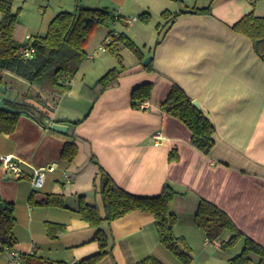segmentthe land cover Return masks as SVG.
Returning a JSON list of instances; mask_svg holds the SVG:
<instances>
[{"label":"crops","instance_id":"crops-1","mask_svg":"<svg viewBox=\"0 0 264 264\" xmlns=\"http://www.w3.org/2000/svg\"><path fill=\"white\" fill-rule=\"evenodd\" d=\"M124 1L116 0L122 17ZM205 1L212 3L211 14L181 13L167 29L154 50L153 71L136 63L97 99L75 76L72 88L61 96L41 92L46 102L40 107H50L48 126L23 113L15 131L0 133V198L15 205L18 243L9 249L22 255L21 264L34 263L31 256L72 264L99 250L98 228L82 219L79 207L83 199L102 208L95 187L100 167L133 194L156 196L166 183L177 191L170 208L177 218L175 234L191 248L189 264H231L242 248L225 250L222 242L230 232L211 241L196 225L201 198L224 210L243 233L264 247V60L251 39L232 29L253 9L256 16H264V0ZM194 6L198 2L174 12ZM147 81L155 83L151 98L145 100L148 106L134 107L133 89ZM174 83L211 115L216 132L209 154L191 143L192 132L185 123L161 108ZM6 86L17 100L32 89L21 78ZM78 120L69 133L71 122ZM54 122L67 125L68 131L53 129ZM158 131L161 140L154 137ZM69 141L78 146L72 161L63 158ZM174 148L178 161L169 160ZM2 156H11L22 175L7 172ZM51 164L55 170L47 172L42 187L35 188L33 175ZM49 195L61 197L62 205L38 204ZM48 222L66 229L51 238ZM102 227L112 252L99 264H131L152 255L163 264H184L163 245L150 213L132 211ZM0 264H11L6 249ZM250 264H259V257L252 255Z\"/></svg>","mask_w":264,"mask_h":264},{"label":"trees","instance_id":"trees-1","mask_svg":"<svg viewBox=\"0 0 264 264\" xmlns=\"http://www.w3.org/2000/svg\"><path fill=\"white\" fill-rule=\"evenodd\" d=\"M15 0H0V86L8 84L3 72L11 74L14 79L21 78L30 86L24 96V103L7 102L8 105L17 109L16 111L0 110V133H12L17 128L21 110L36 118L42 125H49L48 105L42 109L40 105L46 102L41 92L48 95L61 96L72 88L71 81L76 76L81 64L87 59L86 46L89 39L98 26L105 25L113 17L108 8H93L77 5L74 11H61L50 22L47 33L41 36H33L32 45L36 51L32 58H24L20 55L21 48L28 44L21 43L15 37L19 24V12L14 10ZM255 1L253 2V5ZM184 12L195 14H211L212 3L206 6H194L189 10L172 12L165 10L163 16L168 18L169 27L176 18ZM149 13H145L142 19L147 22ZM232 29L247 36L253 42L257 54L264 60V16H256L254 9L245 14ZM122 42L131 48L138 57L139 64L148 71H153V61L144 65L145 55L128 37L112 35L107 48L118 46ZM161 41L159 40L157 44ZM115 45V46H114ZM112 49V48H111ZM126 68H112L104 74L93 86H85L86 91L95 93V99L111 87L119 83V79ZM69 76L65 79L64 76ZM155 83L144 82L133 89L132 105L140 107L146 99L151 98ZM193 98L186 91L174 83L167 98L161 104V108L171 115L180 119L192 132L191 143L205 154H209L215 145V124L206 118L204 113L192 104ZM44 107V106H43ZM81 120L71 122V133ZM71 131V132H70ZM78 152L76 142L66 143L63 158L72 161ZM170 161H178L179 153L174 148L169 154ZM98 163L97 160H95ZM97 193L102 200V208L96 205H89L83 199L80 202L79 213L84 221L91 226L97 227L98 231L95 240L99 244V250L79 261V264H99L105 257L111 255L112 244L108 233L103 229L105 222H112L132 211H143L155 217V223L159 232L160 240L181 262L189 264L191 248L184 237L177 236L174 227L177 221L176 216L171 212V203L177 191L166 183L160 194L156 196H141L133 194L121 186L100 167L99 178L95 182ZM32 201V198H31ZM32 203H37L32 201ZM40 205H62V198L57 195H49ZM17 220L15 217V205L12 202L0 198V254L4 253L5 247L12 248L18 243L14 228ZM195 223L201 227L209 240H217L228 231L231 237L222 242V248L232 250L238 245L242 248L234 255L231 264H250L251 256L259 257V264H264V247L252 237L243 233L231 219V217L216 204L201 198L198 210L195 215ZM47 234L56 238L64 232L66 227L62 224L48 222L46 224ZM31 264H69L64 261H52L35 256ZM131 264H163L155 256H148L140 261Z\"/></svg>","mask_w":264,"mask_h":264},{"label":"rangeland","instance_id":"rangeland-1","mask_svg":"<svg viewBox=\"0 0 264 264\" xmlns=\"http://www.w3.org/2000/svg\"><path fill=\"white\" fill-rule=\"evenodd\" d=\"M196 2L199 7L205 6L207 3L205 0H125L122 10L123 18L138 17L139 20L129 26L124 21L114 24L112 17L107 24L95 28L86 50L91 51L88 54L94 52L106 42L108 36H112L113 32H116V36L123 34L135 43L145 55L144 61L145 58L153 56L158 41L162 40L170 25V20L163 16V12L165 10L174 12ZM78 4L93 8H108L112 15H119L120 4L116 3V0H15L14 10L19 12V24L15 32L16 39L27 44L29 40L26 35H45L51 20L59 12L74 11ZM145 13L150 14L147 22L142 19ZM111 48L107 52H100L94 60L86 59L81 64L76 75L81 84L92 86L112 68L119 69L124 66L128 69L139 63L134 51L124 43L119 42L118 46ZM5 79L14 85L17 84V78L8 76ZM19 86L20 88L24 87V85Z\"/></svg>","mask_w":264,"mask_h":264},{"label":"built area","instance_id":"built-area-1","mask_svg":"<svg viewBox=\"0 0 264 264\" xmlns=\"http://www.w3.org/2000/svg\"><path fill=\"white\" fill-rule=\"evenodd\" d=\"M113 19H114L113 20L114 24H117L118 21H124V23L127 25H133V24H135V22H137L139 20L138 17H125V18H123L120 14L114 16ZM113 35H116V32H113ZM27 39L29 40V42L27 43L28 45L26 47L21 48L19 53L24 58H32L35 54V51H36L35 47L32 45L34 37L32 35H27ZM111 40H112V36H108L106 38V42H104L102 45H100L97 50L88 54L87 59L93 60L99 51H107L108 48H107L106 44L108 42H110ZM64 78L67 80V79H69V76L65 75ZM147 106H148L147 101H143L140 104L141 108H146ZM154 137L156 138V140H161V139H163V134L161 133V131H158L154 134ZM1 162H2V164L5 167L7 172H9L13 175H17V176L22 175V173H23L22 168L20 167V165L17 162L13 161L11 156H2ZM53 170H55V166L53 164H51L49 166L38 168V170L35 172V174L33 175L32 179H31L33 186L35 188L42 187L44 182H45L47 172L53 171ZM65 176L67 177V179L69 181L70 177L68 176V174H66ZM5 249L9 252L11 264H21L22 255L20 253H18L17 251L10 250L9 247H5Z\"/></svg>","mask_w":264,"mask_h":264},{"label":"water","instance_id":"water-1","mask_svg":"<svg viewBox=\"0 0 264 264\" xmlns=\"http://www.w3.org/2000/svg\"><path fill=\"white\" fill-rule=\"evenodd\" d=\"M153 57H147L143 61L144 65H147L150 63ZM7 102H19V103H24V100H17V95L11 96V90L7 89L6 85L0 86V110L1 109H8L12 111H16L17 109L11 107L10 105L7 104ZM192 104L201 112L204 113L205 117L210 119L212 121L211 115L209 114V111L207 108L198 100V99H193ZM23 113H27L25 110H21ZM51 127L55 130L61 131V132H67L68 131V126L59 122H54ZM72 264H79V261L73 262Z\"/></svg>","mask_w":264,"mask_h":264}]
</instances>
